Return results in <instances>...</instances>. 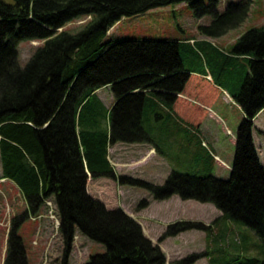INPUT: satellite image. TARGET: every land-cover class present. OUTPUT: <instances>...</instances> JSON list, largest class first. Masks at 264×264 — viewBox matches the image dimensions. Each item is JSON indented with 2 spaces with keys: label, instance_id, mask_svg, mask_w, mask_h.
Instances as JSON below:
<instances>
[{
  "label": "trees",
  "instance_id": "1",
  "mask_svg": "<svg viewBox=\"0 0 264 264\" xmlns=\"http://www.w3.org/2000/svg\"><path fill=\"white\" fill-rule=\"evenodd\" d=\"M182 2L197 18L210 17L198 26L205 38L105 40L121 17ZM250 2L230 1L220 10L219 0H0V162L27 210L37 212L53 199L67 239L75 224L91 240L106 241L107 250L92 257L95 264H163L140 224L120 208H106L85 184L88 176H115L110 145L146 142L160 150L170 135L189 148L193 173L173 171L162 185L127 174L118 181L145 187L156 198L179 194L212 203L221 212L213 223L221 226L210 263L264 264V164L251 137L264 108V25L226 48L206 39L239 26ZM83 15L89 20L79 31H58ZM33 39L43 43L20 66L17 44ZM191 76L207 80L203 87L212 91H227L243 112L227 178L212 174L214 154L202 144L199 127L173 108L177 97L190 99L183 90ZM107 86L114 97L110 107L96 94ZM174 175L178 182L171 184ZM227 219L247 226L237 225L228 242ZM253 247L257 256H249Z\"/></svg>",
  "mask_w": 264,
  "mask_h": 264
},
{
  "label": "rangeland",
  "instance_id": "2",
  "mask_svg": "<svg viewBox=\"0 0 264 264\" xmlns=\"http://www.w3.org/2000/svg\"><path fill=\"white\" fill-rule=\"evenodd\" d=\"M230 1L238 0H220V10H224ZM88 20L89 16L85 15L73 18L58 31L75 33ZM210 20L209 16L197 18L186 2L169 4L121 17L109 29L105 40L205 38L198 32V26L208 24ZM260 25H264V0H251L248 16L239 26L220 37L206 39L226 48L248 29ZM42 43L37 39L20 41L17 44L19 65L24 66ZM202 80L207 81L191 76L186 90H183L190 99L177 97L173 108L183 121L199 127L204 143L218 156L212 174L227 178L233 162L235 133L244 115L227 93L203 87ZM188 91H199L203 99ZM96 94L105 106L112 105L114 97L108 86L99 89ZM204 105H208L209 110L203 108ZM253 123L252 136L260 161L264 164V108L255 116ZM189 152L186 144L170 135L164 141L162 139L160 150L146 142L118 141L108 148L115 176H88L85 184L86 192L106 208H120L140 224L144 237L161 252L163 264H211L209 251L219 242L214 239L218 235L217 227L221 226L213 221L221 212L210 202L184 199L179 194L156 198L147 188L122 184L117 177L127 174L162 185L173 171L193 173ZM177 182L178 177L172 176L170 183ZM142 200L143 204L140 203ZM223 223L230 225L226 242L230 236H237V225L242 229L247 227L234 219H227ZM175 226L178 228L174 229ZM183 226L186 228H179ZM60 227L54 200L48 198L38 212L32 213L27 210L25 199L16 184L10 179L0 178V264H6V259L7 264H63V261L65 264H95L92 257L107 250L106 241L91 240L82 235L75 224L68 239ZM208 234L210 236L207 238ZM216 249L214 247L211 253L215 257L218 253ZM204 251L208 252L203 254ZM256 254L253 247L249 256Z\"/></svg>",
  "mask_w": 264,
  "mask_h": 264
},
{
  "label": "bare ground",
  "instance_id": "3",
  "mask_svg": "<svg viewBox=\"0 0 264 264\" xmlns=\"http://www.w3.org/2000/svg\"><path fill=\"white\" fill-rule=\"evenodd\" d=\"M219 2H220V0H219ZM218 5H219V3H218ZM219 8V7H218ZM220 9V8H219ZM236 28V27H235ZM60 29V28H59ZM58 29V30H59ZM233 29V28H232ZM69 32V31H68ZM227 92V91H226ZM96 93H97V91H96ZM228 93V92H227ZM230 96V95H229ZM232 99V98H231ZM234 101V100H233ZM255 119V118H254ZM253 122H254V120H253ZM254 126H255V124L253 125V128H254ZM253 128H252V131H251V137H252V135H253ZM203 137V136H202ZM202 144L203 145H206L207 146V144L206 143H204V141H202ZM211 151V150H210ZM211 152H213V151H211ZM258 152V151H257ZM214 154V153H213ZM258 155H259V153H258ZM214 158H215V160H218V156L217 155H215L214 154Z\"/></svg>",
  "mask_w": 264,
  "mask_h": 264
},
{
  "label": "crops",
  "instance_id": "4",
  "mask_svg": "<svg viewBox=\"0 0 264 264\" xmlns=\"http://www.w3.org/2000/svg\"><path fill=\"white\" fill-rule=\"evenodd\" d=\"M109 87V86H108ZM98 91V90H97ZM223 92H225V93H227L226 91H223ZM227 95H229L228 93H227ZM231 97V96H230ZM208 110H209V108H208ZM207 147H209L208 145H207ZM209 150H211V149H209ZM212 151V150H211Z\"/></svg>",
  "mask_w": 264,
  "mask_h": 264
},
{
  "label": "flooded vegetation",
  "instance_id": "5",
  "mask_svg": "<svg viewBox=\"0 0 264 264\" xmlns=\"http://www.w3.org/2000/svg\"><path fill=\"white\" fill-rule=\"evenodd\" d=\"M63 264H65V261H63Z\"/></svg>",
  "mask_w": 264,
  "mask_h": 264
}]
</instances>
